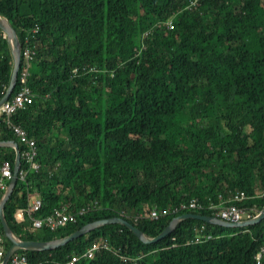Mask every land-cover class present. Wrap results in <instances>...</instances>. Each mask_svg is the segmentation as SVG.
I'll use <instances>...</instances> for the list:
<instances>
[{
	"label": "trees",
	"instance_id": "1",
	"mask_svg": "<svg viewBox=\"0 0 264 264\" xmlns=\"http://www.w3.org/2000/svg\"><path fill=\"white\" fill-rule=\"evenodd\" d=\"M0 15L23 48L26 37L36 46L34 102L15 120L37 140L42 166L19 180L5 209L21 239H61L116 217L156 238L181 215L216 217L210 205L239 193L245 219L261 213L264 0H0ZM12 69L0 29V101ZM19 89L17 80L11 99ZM11 140L19 143L2 116L0 141ZM16 157L14 148H0V165L11 161L14 174ZM22 169L29 170L25 161ZM36 197L44 201L40 217L68 203L74 213L98 209L40 232L17 219ZM195 199L203 208L169 213ZM155 207L168 213L151 219ZM103 240L110 250L77 264H258L264 221L227 228L189 219L154 244L113 224L56 250L22 252L30 264H69Z\"/></svg>",
	"mask_w": 264,
	"mask_h": 264
},
{
	"label": "built area",
	"instance_id": "2",
	"mask_svg": "<svg viewBox=\"0 0 264 264\" xmlns=\"http://www.w3.org/2000/svg\"><path fill=\"white\" fill-rule=\"evenodd\" d=\"M196 6L197 3H191V6ZM190 6V5H189ZM169 29H172L174 25L172 21L168 23ZM34 33L37 29L33 30ZM31 39L29 37L25 38L24 48L21 51V65L18 74V81L20 84V89L16 93L13 99L8 100L1 108V115L4 116V124L6 129L14 134L19 140V144L24 146V152L22 151L23 161L26 162L29 170L21 169L20 179L26 180L30 171L39 172L41 169V163L38 161L39 158V147L36 139L31 138L29 132L21 124H18L15 120L16 115L28 108L29 105L33 104V93L29 85V78L32 71V62L36 55V46L31 45ZM88 72L87 68L83 69ZM95 69H91L89 73L94 72ZM78 73V69L74 71ZM22 150V149H21ZM14 177V166L11 161H4L0 165V192L6 190L7 186L5 184V179H12ZM246 198L245 193H239L234 196L229 202L222 198L220 203H213L210 205L209 209L216 214V217L230 222L238 223L245 219L247 212L246 210L239 207L236 202L242 201ZM232 202V203H230ZM72 204H65L62 208L56 209L51 215L46 217H39L38 214L42 211L44 207V201L41 198H36L28 210L27 214L32 218V223L36 229L47 228L48 230L55 232L61 228H64L72 223H77L79 218L98 209V203L87 205L79 209L76 213L72 211ZM203 208L202 204L198 200H192L189 203H184L180 207L170 210V214H177L182 210H198ZM168 212H161L159 208L155 207L149 217L151 219H159L162 215ZM144 216L140 215L136 217V221L139 222ZM215 217V216H214ZM251 219V217L249 218ZM204 236H199L195 241L201 243ZM103 250H110V244L108 240H103L94 243L84 254H74L72 260L69 264H77L83 258L94 259ZM5 257V250L3 247V236L0 235V264ZM264 259V246L257 255L258 264H262ZM11 264H30V259L27 256H15L12 259Z\"/></svg>",
	"mask_w": 264,
	"mask_h": 264
},
{
	"label": "water",
	"instance_id": "3",
	"mask_svg": "<svg viewBox=\"0 0 264 264\" xmlns=\"http://www.w3.org/2000/svg\"><path fill=\"white\" fill-rule=\"evenodd\" d=\"M0 29L4 33L5 38L8 40L10 52L13 58V69H12V76H11V81L10 85L8 87V90L6 91L5 97L0 101V109L2 106L11 99L12 94L16 88L17 85V80H18V74H19V69L21 65V51H22V45L20 43L19 37L17 35L16 30L12 27L10 21L0 15ZM4 147H9V148H14L17 153L16 157V165H15V175L11 181V184L9 186L8 191L6 192L1 204H0V210H1V219L2 223L5 229V234L6 237L9 238L13 246L10 248V250L7 253V256L4 260L3 264H9L12 256L20 250H26V251H36V252H42V251H47V250H56L61 247H64L68 245L71 242H74L87 234L93 232L94 230L101 228L103 226L107 225H113V224H118L121 226L127 227L130 231H132L142 242L146 244H154L158 243L165 238H167L169 235H171L176 228L181 224L183 221L189 220V219H196L200 220L209 224H215V225H220L224 226L227 228H244L248 226H254L257 224H260L264 221V208L261 211L259 215L256 217H253L251 219L244 220L242 222L238 223H230L227 221H224L218 217L214 216H208V215H203V214H196V213H188L181 215L179 217H176L171 224L167 227V229L160 234L156 238H151L147 236L138 226L135 224H132L128 220L122 218V217H116L113 219H106V220H101L97 221L94 223H90L83 227L82 229L74 232L73 234L61 238V239H55L51 241H32V240H23L20 237H18L14 231L12 230L6 215H5V207L7 203L9 202L10 198L12 197L15 188L17 187L19 183V173L22 169L23 165V159H22V150L21 146L17 141L11 140V141H0V148Z\"/></svg>",
	"mask_w": 264,
	"mask_h": 264
},
{
	"label": "crops",
	"instance_id": "4",
	"mask_svg": "<svg viewBox=\"0 0 264 264\" xmlns=\"http://www.w3.org/2000/svg\"><path fill=\"white\" fill-rule=\"evenodd\" d=\"M23 159V158H22ZM23 163H24V161H23ZM22 168H23V165H22ZM21 172V171H20ZM15 175V174H14ZM13 179V178H12ZM12 179L10 180V179H5V184H6V186H7V188H6V190H2L1 192H0V204H1V202H2V200H3V198H4V196H5V194H6V192L8 191V189H9V186H10V184H11V181H12ZM19 180H20V173H19ZM36 198H41V197H36ZM35 198V199H36ZM34 199V200H35ZM42 199V198H41ZM33 200V201H34ZM43 200V199H42ZM32 201V202H33ZM32 204V203H31ZM44 208V207H43ZM5 209H6V207H5ZM30 209V207L27 209V211L25 212V211H23V210H20L18 213H17V219L19 220V221H25L27 218H29L30 219V221L32 222V218L31 217H29L28 216V214H27V212H28V210ZM43 210V209H42ZM5 215H6V213H5ZM39 215V214H38ZM40 217V216H39ZM7 218V217H6ZM8 220V219H7ZM9 222V221H8ZM10 224V223H9ZM11 226V225H10ZM34 226V225H33ZM2 227L4 228V226H3V223H2V219H1V210H0V235L1 236H3V247H4V250H5V257H4V259H3V261H2V264L4 263V260H5V258H6V256H7V253H8V251L10 250V249H7V245H6V239H5V237L4 236H6V234H5V229H4V234H3V232L1 231L2 230ZM12 228V227H11ZM35 228V227H34ZM36 229V228H35ZM44 229H47V228H43V229H40V230H44ZM13 230V229H12ZM15 233V232H14ZM18 236V235H17ZM19 237V236H18ZM9 239V238H8ZM33 241V240H32ZM13 246V245H12ZM11 246V247H12ZM10 247V248H11ZM23 250H20V251H17L13 256H12V258H11V260H10V262H9V264H11V262H12V259L15 257V256H18V255H21V256H27L28 257V255L26 254V253H23L22 252ZM26 251V250H25Z\"/></svg>",
	"mask_w": 264,
	"mask_h": 264
},
{
	"label": "rangeland",
	"instance_id": "5",
	"mask_svg": "<svg viewBox=\"0 0 264 264\" xmlns=\"http://www.w3.org/2000/svg\"><path fill=\"white\" fill-rule=\"evenodd\" d=\"M189 6V5H188ZM261 9V8H260ZM0 115H1V109H0ZM52 146L55 148V147H57V140L56 139H52ZM37 231H40L41 232V230L40 229H36Z\"/></svg>",
	"mask_w": 264,
	"mask_h": 264
}]
</instances>
